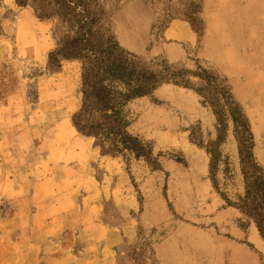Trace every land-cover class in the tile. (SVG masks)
I'll use <instances>...</instances> for the list:
<instances>
[{
  "label": "rangeland",
  "instance_id": "374dc122",
  "mask_svg": "<svg viewBox=\"0 0 264 264\" xmlns=\"http://www.w3.org/2000/svg\"><path fill=\"white\" fill-rule=\"evenodd\" d=\"M74 2L78 13L97 20V34L153 71L202 67L220 77L251 122L264 168V0L236 5L224 29L214 31L199 0ZM73 18L59 0H0V264H79L89 242L110 238L111 256L125 264H264L256 227L212 187L204 146L217 138V122L195 91L164 84L128 106L129 130L152 147L154 164L109 155L74 126L82 65L50 60L73 34ZM178 18L196 40L165 38ZM221 150L237 168L231 133ZM29 174L76 188L58 225L48 227L59 215L52 207L38 214L36 198L10 195L13 175ZM239 189V182L222 187L231 198Z\"/></svg>",
  "mask_w": 264,
  "mask_h": 264
},
{
  "label": "trees",
  "instance_id": "16d2710c",
  "mask_svg": "<svg viewBox=\"0 0 264 264\" xmlns=\"http://www.w3.org/2000/svg\"><path fill=\"white\" fill-rule=\"evenodd\" d=\"M59 4L63 11H71L74 16L71 22L75 25L73 34L61 42L50 60L53 66H59L64 59L79 61L82 65V107L73 120L78 131L93 138L109 155L127 161L134 157L154 164L152 147L129 130L128 106L137 99L151 96L164 84L195 91L211 108L217 122V138L204 146L210 157L212 187L228 207L238 210L256 227L264 240V168L255 156L256 140L251 122L240 104L234 101L229 87L202 67L197 71L169 67L153 71L114 38L97 34V20L78 13L74 0H59ZM58 15L63 17L64 14L59 12ZM230 133L237 145L235 169L221 150ZM238 182L240 189L234 198L222 190V187L236 188Z\"/></svg>",
  "mask_w": 264,
  "mask_h": 264
},
{
  "label": "crops",
  "instance_id": "0c3cea01",
  "mask_svg": "<svg viewBox=\"0 0 264 264\" xmlns=\"http://www.w3.org/2000/svg\"><path fill=\"white\" fill-rule=\"evenodd\" d=\"M202 2L203 9L205 14L208 16L210 21V28L212 27V31L221 27L224 29V22L229 20V14L232 13L233 8L238 4H242V2L255 3L256 0H199ZM137 2V0H136ZM147 12V11H145ZM222 23V25H221ZM165 38L169 41L174 42H192L196 40V36L194 35L193 29L191 25L182 18L174 19L170 26L165 31ZM33 170L25 171L26 173L32 172ZM20 170V173L22 174ZM27 173V174H28ZM1 174V173H0ZM17 174V173H15ZM19 176L13 175V179L10 180L12 183V196L18 197H27L30 196L32 198H36L35 206L38 214L41 212H47L51 207L53 212H58L59 215H55L54 221L48 223V227H53L54 225H58L63 220L64 212H69L72 209V205L76 201L77 191L75 187L71 189L63 188L61 181L62 178H59V182H57L56 188H49V183L55 178H47V177H37L33 174H29L24 178H18ZM20 181L19 187L16 186V182ZM2 179L0 178V184L2 183ZM89 193V192H87ZM91 195V194H86ZM35 200V199H34ZM68 205V206H67ZM68 207V208H67ZM63 215V216H62ZM42 223L39 224L35 221L33 227H42ZM50 225V226H49ZM111 238L106 242H103L101 246H98L96 243L92 245V242H89L87 248L84 249V253L81 255V259L79 264H125L124 261L120 260L119 256L113 258L111 254L114 252L115 247L111 242ZM97 248L98 254L92 253ZM116 253V252H115Z\"/></svg>",
  "mask_w": 264,
  "mask_h": 264
}]
</instances>
